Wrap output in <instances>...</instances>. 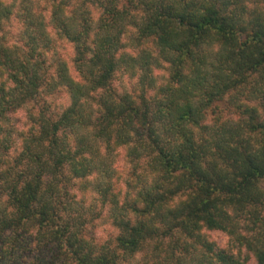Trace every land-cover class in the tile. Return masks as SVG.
Instances as JSON below:
<instances>
[{
	"label": "clouds",
	"instance_id": "clouds-1",
	"mask_svg": "<svg viewBox=\"0 0 264 264\" xmlns=\"http://www.w3.org/2000/svg\"><path fill=\"white\" fill-rule=\"evenodd\" d=\"M0 264H264V0H0Z\"/></svg>",
	"mask_w": 264,
	"mask_h": 264
}]
</instances>
